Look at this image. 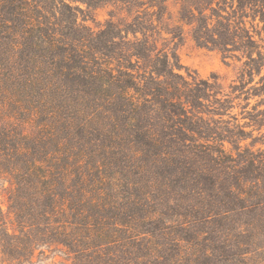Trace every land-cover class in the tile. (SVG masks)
<instances>
[{
	"label": "trees",
	"instance_id": "16d2710c",
	"mask_svg": "<svg viewBox=\"0 0 264 264\" xmlns=\"http://www.w3.org/2000/svg\"><path fill=\"white\" fill-rule=\"evenodd\" d=\"M263 131L264 0H0V264H264Z\"/></svg>",
	"mask_w": 264,
	"mask_h": 264
},
{
	"label": "rangeland",
	"instance_id": "374dc122",
	"mask_svg": "<svg viewBox=\"0 0 264 264\" xmlns=\"http://www.w3.org/2000/svg\"><path fill=\"white\" fill-rule=\"evenodd\" d=\"M110 7L98 9L95 13V22L88 21L86 24L92 28L98 25V23L103 24L106 19H108V11ZM169 47H173L172 44ZM176 54L179 59V63L183 66V69L180 70V73L183 76H186L187 73H191L192 76H198L200 79H210L212 76H218L223 85L227 87L230 81L234 78L236 70L239 66L238 63L231 60H224L222 55L216 51H210L203 48H198L192 43L189 38L185 40L184 43H181L176 47ZM254 103V100L250 102ZM239 109H234L231 114H236L237 118ZM240 123H243L241 121ZM250 128H245V131H250ZM264 133V131H263ZM258 134L256 131L253 132V137H257ZM251 143V140H246L244 144L248 145ZM259 147V144L256 145ZM255 147V149H256ZM2 207L5 210L4 200L1 199ZM48 252L45 253V256H41L38 259H34V264H58L62 262L61 257L55 256L54 259L51 258ZM69 263V262H68Z\"/></svg>",
	"mask_w": 264,
	"mask_h": 264
}]
</instances>
